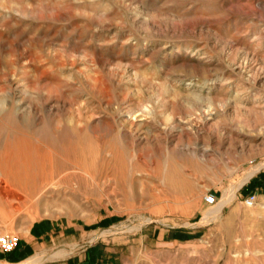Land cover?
Here are the masks:
<instances>
[{
	"label": "rangeland",
	"instance_id": "374dc122",
	"mask_svg": "<svg viewBox=\"0 0 264 264\" xmlns=\"http://www.w3.org/2000/svg\"><path fill=\"white\" fill-rule=\"evenodd\" d=\"M263 68L264 0H0V264H264Z\"/></svg>",
	"mask_w": 264,
	"mask_h": 264
},
{
	"label": "bare ground",
	"instance_id": "6f19581e",
	"mask_svg": "<svg viewBox=\"0 0 264 264\" xmlns=\"http://www.w3.org/2000/svg\"><path fill=\"white\" fill-rule=\"evenodd\" d=\"M263 72H264V68H263ZM255 82V80H253ZM254 91V99L256 101H258L260 104H264V85H260L259 88H253L252 89ZM234 106L236 107V109L240 106L239 101H237V99L234 101ZM212 105H209L208 107H211ZM242 107V106H241ZM214 109L215 114H218L219 111L217 110L216 107H212ZM130 115H132L130 113ZM130 118V117H129ZM75 127V126H74ZM73 127V128H74ZM72 128V130H73ZM80 128V127H79ZM93 129V128H92ZM78 131V130H77ZM70 134V133H69ZM90 143V142H89ZM27 148V147H26ZM22 151V150H21ZM20 151V146H16L15 152L12 153H8L6 156H4V158L2 160H0V196L4 197L5 199L8 197H15L17 199H20V195L10 186V180L17 178L18 173L16 169L17 164L21 163L24 159H20L22 156V152ZM28 151V150H27ZM5 154V153H4ZM26 158L28 159L30 158V155H28L29 153H24ZM31 158H32V154H31ZM30 158V159H31ZM34 158V156H33ZM32 158V159H33ZM196 152L193 151V153L190 155L189 160L192 162L191 164L195 163L196 159ZM36 160V159H35ZM26 160H24L23 162H25ZM26 166V164L24 165V167ZM24 169V168H23ZM22 170V169H21ZM28 170V169H27ZM20 171V170H19ZM164 174H165V179L170 182L171 184L177 185L179 184L183 177H182V173H181V169L179 164L177 163H171V162H166L164 165ZM23 175V174H22ZM25 176V175H24ZM29 178V176H27ZM23 178V176H22ZM27 180V178H25ZM17 180V179H16ZM246 181V176L244 178H242L241 183ZM18 182V180H17ZM28 181H25V183H27ZM14 183V181H13ZM20 183V182H19ZM24 183V184H25ZM23 184V185H24ZM12 185V184H11ZM20 185V184H19ZM25 186V185H24ZM21 187V186H20ZM28 187V186H27ZM178 190V189H177ZM21 192V190H20ZM23 196V195H22ZM1 199V198H0ZM2 200V199H1ZM6 201V200H5ZM4 202V201H3ZM6 203V202H5ZM9 204V203H8ZM10 205V204H9ZM13 205V204H12ZM13 207V206H12ZM15 207V206H14ZM220 211V208H218L215 211V214H218ZM210 215V213H209ZM37 218L36 215H34L32 217V219ZM208 218V214H206L205 219ZM151 219V218H150ZM204 219V220H205ZM63 254V252H62ZM61 253L59 254H55L53 257H57L59 255H62ZM42 261V257L41 256H32L29 259H27L26 263L28 264H37L39 262Z\"/></svg>",
	"mask_w": 264,
	"mask_h": 264
},
{
	"label": "built area",
	"instance_id": "2783aa9c",
	"mask_svg": "<svg viewBox=\"0 0 264 264\" xmlns=\"http://www.w3.org/2000/svg\"><path fill=\"white\" fill-rule=\"evenodd\" d=\"M204 202L208 205L216 204L215 195L213 193H207L203 197ZM257 201V193H251L244 198V204L247 207H252ZM20 241V236L16 234L3 233L0 230V254H4L14 250Z\"/></svg>",
	"mask_w": 264,
	"mask_h": 264
},
{
	"label": "crops",
	"instance_id": "0c3cea01",
	"mask_svg": "<svg viewBox=\"0 0 264 264\" xmlns=\"http://www.w3.org/2000/svg\"><path fill=\"white\" fill-rule=\"evenodd\" d=\"M259 196H260V194H259ZM259 196H258V197H259ZM262 196L264 197V194H261V197H262ZM32 243H33V242H29V241H27V240L25 241V244H26V245H30V246H31ZM21 244H22V237H20V241H19V244H18L17 247L21 246ZM17 247H16V248H17ZM16 248H15L14 250L10 251V252L4 253V254H0V256H6V255H9V254H13V251H15Z\"/></svg>",
	"mask_w": 264,
	"mask_h": 264
}]
</instances>
